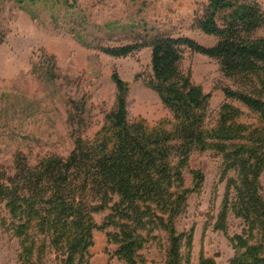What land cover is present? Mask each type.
I'll return each instance as SVG.
<instances>
[{
  "label": "trees",
  "instance_id": "trees-1",
  "mask_svg": "<svg viewBox=\"0 0 264 264\" xmlns=\"http://www.w3.org/2000/svg\"><path fill=\"white\" fill-rule=\"evenodd\" d=\"M46 1L0 0V4H13L37 19L31 8ZM65 4L69 6L68 0ZM194 25L216 38V44L208 48L185 37L153 35L131 45L101 49L112 57H127L151 48L153 77L147 86L172 112L175 124L171 129L148 130L142 121L130 122L126 110L129 84L113 72L116 106L92 139L84 137L89 128L87 102L72 101L67 122L74 146L66 157L52 156L35 166L18 157L11 174L0 166V229L19 240L20 264H47L48 257L53 264H90L96 229L114 231L108 233L107 242L117 245L115 255L125 264H146L140 253L146 244L141 232L150 235L155 230L167 235L164 264H190L194 228L178 232L175 223L186 208L187 197L203 183V175L194 172L192 188L184 186L182 168L193 150H211L222 156L220 181L230 171L236 174L226 181L214 225L226 233L229 212L244 223L242 233L230 239L235 250L230 264H264L260 185L264 172V37L254 36L264 28V10L257 0H208L195 13ZM75 38L89 47L80 32ZM3 41L0 33V44ZM183 48L218 61L223 76L242 88H223L225 98L255 113L256 125L238 122L240 110L224 104L216 124L205 127L210 95L180 71ZM43 57L34 72L53 81L56 60ZM175 156L180 160L176 166ZM107 210L110 213L98 228L93 216ZM201 264L215 263L201 259Z\"/></svg>",
  "mask_w": 264,
  "mask_h": 264
},
{
  "label": "rangeland",
  "instance_id": "rangeland-1",
  "mask_svg": "<svg viewBox=\"0 0 264 264\" xmlns=\"http://www.w3.org/2000/svg\"><path fill=\"white\" fill-rule=\"evenodd\" d=\"M207 1L68 0L67 6L65 0H57V3L48 0L31 8L37 19L13 4H0V33L4 35L0 44V166L11 174L18 157L29 166L52 156L66 157L74 146L67 122L68 103L72 101L84 99L87 102L89 128L84 137L92 139L116 106L113 72L129 84L126 110L130 122L142 121L148 130L171 129L175 124L172 112L147 86L153 77L151 48H142L127 57H112L101 49L131 45L153 35L185 37L204 47H212L216 38L203 34L194 25L195 13L200 12ZM257 1L264 10V0ZM76 32H80L89 47L78 43ZM254 36L264 37V28ZM43 55L56 60L54 74L57 78L53 81L34 72L33 67L41 64ZM180 71L210 95L209 115L205 120L207 129L216 124L224 104L240 110L238 122L257 124L255 113L240 102L225 98L223 88H242L223 76L217 60L183 48ZM179 161L177 156L173 157L175 166ZM222 163V156L214 151L193 150L182 168L186 189L193 186L194 172L203 175L201 188L187 197L186 208L175 223L178 232L194 228L190 264H201V259L230 264L235 253L230 239L244 229L243 221L231 212L226 233L214 228L226 181L236 178L230 171L226 179L220 181ZM260 185L264 198V172ZM109 213L107 210L93 216L98 228ZM113 232L112 229L93 232L90 264H125L115 255L117 245L107 242L108 233ZM141 235L146 239L140 252L146 264H164L168 247L166 233L155 230L150 235L146 232ZM19 254V240L0 229V264H20ZM47 264H53L50 257Z\"/></svg>",
  "mask_w": 264,
  "mask_h": 264
}]
</instances>
